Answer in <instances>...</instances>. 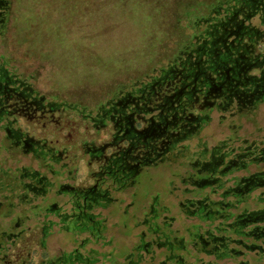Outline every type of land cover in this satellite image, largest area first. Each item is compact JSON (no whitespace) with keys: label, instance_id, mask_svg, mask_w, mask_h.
Listing matches in <instances>:
<instances>
[{"label":"rangeland","instance_id":"obj_1","mask_svg":"<svg viewBox=\"0 0 264 264\" xmlns=\"http://www.w3.org/2000/svg\"><path fill=\"white\" fill-rule=\"evenodd\" d=\"M221 1L224 0H10L7 24L0 35V69L26 79L46 101H56L68 109L56 113L60 125L47 122L41 130L40 122L26 124L36 137L59 139V148L70 149L72 145L74 151L75 145L90 141L95 133L91 123L81 116L94 115L97 106L118 89L131 88L154 74L155 69L166 66L183 47L192 45L194 35L206 27L204 20L210 17V9ZM2 74L0 71V80ZM71 109L83 113L76 115ZM261 128L264 129V105L249 117L235 109L212 110L198 135L181 145L190 152L209 151L234 130L240 138L259 140L264 136ZM9 146L0 129V230L16 233L14 225L18 220L23 233L6 256L0 254V264H9L17 255L26 258L29 252L31 264H40L43 252L47 259L63 257L84 239L88 240L80 252L86 255L95 250L98 261L94 264H158L164 258V249L153 246V253L149 254L136 248L143 231L145 241L151 240L147 225L143 224L145 217L160 225L166 219L173 230L177 229L175 235L183 237L191 251H176L184 257L185 264H264V257L258 258L253 252L217 260L201 251L199 245L192 249L187 230L193 229V225L204 227L207 222L185 214L179 207L180 202L196 198L187 192L193 186L182 181L189 172L184 159L170 158L144 168L133 186L114 193L115 201L108 208L96 210L102 215L100 220L106 219L100 240L95 242L85 232H63L58 225L46 226L43 237L42 223L57 220L54 211L47 207L55 201L63 204L67 196H59L55 191L59 183L69 180L65 176L52 177L32 155ZM78 155L85 158L83 151ZM86 161L85 158L80 162V180L90 170ZM35 169L55 181L46 200L23 187ZM249 169L264 170V163L250 165ZM151 206L158 219L151 217ZM251 207H256L253 202ZM5 213L8 216H2ZM42 239L45 250L41 249ZM141 253L143 258L139 260Z\"/></svg>","mask_w":264,"mask_h":264},{"label":"flooded vegetation","instance_id":"obj_2","mask_svg":"<svg viewBox=\"0 0 264 264\" xmlns=\"http://www.w3.org/2000/svg\"><path fill=\"white\" fill-rule=\"evenodd\" d=\"M233 1L235 5L230 6L223 17L211 16L204 21L206 27L199 35H194L192 45L183 47L166 66L155 69L154 74L131 88L118 89L115 95L97 106L94 115L81 116L82 110L71 109L89 121L95 131L90 141L75 145L74 151L72 145L70 149L59 148V139L36 137L34 130L26 124L40 122L41 130L47 122L60 125V117H56V113L68 109L56 101H46L26 79L0 69L3 72L0 80V129L9 140V147L15 146L24 154L32 155L52 177L65 176L69 180L59 183L55 191L59 196H67L63 204L55 201L47 207V210L54 211L57 220L42 223L43 237L46 236V226L58 225L63 232H85L95 242L100 240L102 215L96 210L108 208L115 201L114 193L133 186L136 176L144 168L166 161L174 150L176 152L180 148L181 142L198 135L210 119L212 110L235 109L249 117L264 105V0ZM5 3L6 0H0V8L5 7ZM3 22L0 18V27ZM246 142L244 152L237 154L230 163L263 164L264 136L259 140L246 139ZM80 151H83L86 166L90 169L82 180L78 177L79 166L85 158L79 157ZM211 158L212 162L203 163L205 167L221 161V156L217 160L214 153ZM93 165L95 169H92ZM29 174V181L24 182L23 187L46 200L49 191L54 189L55 181L36 169ZM243 182L244 192L252 198L256 190L264 189V170L251 172ZM124 185L126 187L122 189ZM236 190L241 191V187L237 186ZM259 194H264V191ZM208 206L204 200L192 198L179 203L185 214L195 217ZM153 210L151 206V214ZM251 216L263 218L264 208H257ZM151 217L158 219L154 214ZM143 224L147 225L151 240L145 241L146 232L143 231L137 250L151 254L153 251L150 249L155 246L165 250L164 258L158 264H168L171 260L183 264V257L176 250L185 251L187 248L183 237L175 235L177 229L173 230L166 219L160 225L145 217ZM19 227L17 220L14 225L18 230L16 233L0 230V254L3 256L21 237L23 230ZM254 232L262 236L264 225L256 227ZM198 238L203 247L210 245L202 235ZM87 240L84 239L79 247L63 257L47 259L43 252L40 264H91L89 254L93 249L86 255L80 252ZM192 240L190 244L195 249L196 242ZM44 242L42 239V250H45ZM261 247L250 249L263 250ZM29 255L30 252L26 258L17 255L14 261L8 262L31 264ZM142 258L141 253L138 259ZM151 259L154 261V256Z\"/></svg>","mask_w":264,"mask_h":264},{"label":"trees","instance_id":"obj_3","mask_svg":"<svg viewBox=\"0 0 264 264\" xmlns=\"http://www.w3.org/2000/svg\"><path fill=\"white\" fill-rule=\"evenodd\" d=\"M232 5H235L233 0L221 1L218 6H212L208 15L210 17H223ZM210 17L205 18V20ZM0 18L4 20L0 27V34L3 35V29L7 21L4 16ZM181 144L182 142L180 143V148L176 152L174 150L169 159L185 160L184 166L188 167L189 172L182 181L194 188L193 190L188 189L189 191L187 192L195 195L196 200H204L209 205L205 211H201L197 216L200 221L207 222L206 226L193 225V229L188 230L190 236L188 243L193 239L192 241L196 242V247L199 245L201 251L213 255L217 260L237 258L243 256L246 252H253L258 258L264 257V234L258 236L254 232L256 227L264 225V217L261 218L263 219L261 221L259 217L251 216V213L255 212L257 208H264V194H259L263 189H258L261 191L255 197L250 198L243 188V180L251 173L250 164L243 161L236 165L230 163L237 154L244 152L247 145L246 139L240 138L237 130H234L231 136L222 140L219 145L209 151L190 152L187 146ZM213 153L217 160L221 156L220 163H212V165L205 167L203 163L212 162L211 155ZM238 172H243L244 174L236 175ZM197 181H199V184L196 183ZM237 186L241 187V191L236 190ZM125 187L126 185L122 189ZM252 202L256 207H251ZM100 222L103 224V231H105V219L100 220ZM199 235L208 239L210 245L203 247L202 242L198 238ZM184 245L187 248L186 243ZM254 246H262L263 250L259 248L251 250L250 248ZM185 251L188 254L191 253L188 248ZM89 256L91 264L98 261L95 250ZM183 260V264H185L184 257ZM168 264L177 263L171 260Z\"/></svg>","mask_w":264,"mask_h":264},{"label":"crops","instance_id":"obj_4","mask_svg":"<svg viewBox=\"0 0 264 264\" xmlns=\"http://www.w3.org/2000/svg\"><path fill=\"white\" fill-rule=\"evenodd\" d=\"M9 3H10V0H6V6L5 7H1L0 8V15L1 16H4V17H6V13L8 12V10H9V8H10V5H9ZM2 11V12H1ZM7 23V22H6ZM1 35V34H0Z\"/></svg>","mask_w":264,"mask_h":264}]
</instances>
